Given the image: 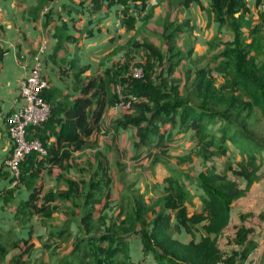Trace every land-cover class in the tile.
Here are the masks:
<instances>
[{
    "label": "trees",
    "instance_id": "trees-1",
    "mask_svg": "<svg viewBox=\"0 0 264 264\" xmlns=\"http://www.w3.org/2000/svg\"><path fill=\"white\" fill-rule=\"evenodd\" d=\"M52 1L35 0L36 5L28 12L35 23ZM128 1L143 0L90 3L95 14L104 7ZM167 3L162 47L148 40L140 43L137 34L124 54L123 67L114 68V64L102 72L89 73L91 66H80L77 57L64 59L67 63L62 64L60 74L66 78L73 74L69 86L76 96L71 99L74 95L63 94L58 88L43 93L52 105V116L41 127L32 128L30 138L40 140L48 156L28 157L20 177L28 195L18 206L19 216L29 220L39 217L49 234L46 242L43 236L33 241L32 227L25 239L0 229V264H135L130 258L129 240L136 234L141 236L144 254L154 255L157 264H243L260 245L249 241L254 229L244 225L237 227L230 242L231 247H237H229V253L221 249L219 239L230 224L232 205L264 179V0H256L257 16L248 0H210V20L226 28L232 41L222 43V38L215 36L207 45V54L196 61L194 26L188 19L170 22L169 18L174 8L185 9L200 0ZM72 11L80 12L76 7ZM67 29L66 21L55 28L54 37L59 38V43L51 57L58 64L62 62L57 58L62 40L78 42ZM4 55L0 46V64ZM204 60L206 65L197 66ZM132 66L143 70V79L124 78ZM118 84L123 88L121 96L115 92ZM130 96L137 100L131 111L108 128L103 127L108 109ZM59 97L61 102L56 101ZM121 129L134 132V143L129 164L116 162L125 192L114 209L110 165L104 163L102 152L91 157L86 152L99 147L98 140H91L93 137L100 139V135L112 130L118 134ZM49 133L57 140L51 145ZM185 141L195 146L179 161L194 162V167L199 162L197 173L173 165V145ZM76 152L81 155L75 159L72 156ZM217 158L224 161L225 170L222 162L220 167L215 165ZM70 162L76 167L77 179L64 175ZM49 164L59 167L62 174L59 188L46 192L42 177ZM129 165L134 171L155 174L162 167L167 172L166 186L156 202L149 204L147 194L136 190L140 173L134 183L124 181ZM1 178L12 183L8 171L1 170ZM18 188L2 190L0 203H14ZM196 199L201 205L200 213L191 212L196 209ZM254 217L248 213L240 219L245 222ZM257 218L264 222V211ZM181 230L192 235L189 244L174 239ZM37 243L49 252L46 258L40 260L34 255Z\"/></svg>",
    "mask_w": 264,
    "mask_h": 264
},
{
    "label": "crops",
    "instance_id": "crops-1",
    "mask_svg": "<svg viewBox=\"0 0 264 264\" xmlns=\"http://www.w3.org/2000/svg\"><path fill=\"white\" fill-rule=\"evenodd\" d=\"M90 1L91 0H53L48 6L45 7L41 18L35 23L28 13L29 10L36 5L35 0H0V46L5 50L3 61L0 64V171H7L4 164L6 158L10 155L12 150V143L7 132V119L21 105V102H23L22 100L17 102L18 99H21L20 83L27 73H29V69L33 65L32 58L34 54H36L40 46L45 43V41L48 43V52L42 56L43 73L52 86L50 90L53 88H58L63 94L74 95L71 98L73 99L76 95L74 94L73 89L69 86L72 81L73 74H71L68 78L62 77L60 74L61 66L63 67L62 64L67 63L65 60L70 61L71 59L77 57L80 62V66L90 65L91 68L94 69H91L89 73L102 72L106 69H111L114 64L119 65L123 63L125 60L124 54L126 53V50L129 48L131 41L136 37L131 36L132 27H129V25V29L127 27V24L132 21L134 15H137L140 17V19L143 18L142 22L137 24V28L146 25L158 38L164 36V21L166 19V10L168 8L167 0H143L137 2L128 1L127 4L120 3L114 5L111 8L105 9L104 7L100 12H95V14L92 13L93 9ZM184 1L185 0H173V2L176 4H181V2ZM83 2L84 8L81 7ZM248 2L253 11L254 9H257L256 0H248ZM73 7H76L78 10H80V12L74 13V11H72ZM209 7L210 0H200L199 4L194 3L188 8L185 7V9L174 8L171 17L169 18L170 22H173L177 19L179 22H183L188 19L190 20L191 25L194 26L192 37V40L194 41V61H196L197 57L207 54V45L215 36L225 37V35L228 33L226 28H221L218 23H212L208 14ZM139 11L141 14H139ZM48 16H50V19ZM107 16L109 17L107 20L101 21L103 17ZM63 21L68 22L67 33L76 36L75 38L78 39V42L71 43L70 41L62 40L63 48L57 55L58 59L62 58V62L61 64H58L54 62L51 55L54 53L53 50L55 46L59 43V38L54 37L56 34L55 28L56 26L61 25ZM45 25H47V28H44ZM147 33L149 34V32ZM200 33L206 37V39H201L202 42L200 41L199 37ZM162 45L156 46L162 47ZM115 52H117L116 55H114ZM112 55H114L115 58L113 57L111 60H109V57ZM103 60L106 63L105 65H101ZM204 61V65H206L207 60ZM94 63H99L98 68L94 67ZM190 67H192V63H190ZM68 69L69 66L66 67V70ZM56 101L61 102L62 97L57 98ZM106 114L107 116L109 115V109ZM107 116L106 124L105 120L103 119V127L106 128L113 125L117 120H119V118L123 116V114L112 118L109 120L110 122L107 121ZM59 130V126L55 125V131L59 132ZM123 130H130L132 133L131 129H121L119 130L118 134H116V131L112 130L109 134L100 135V139H98L97 136L93 137L91 140H98L99 147L93 151H90L89 153L87 151L86 153L88 156L91 157L98 151L102 152L104 155L103 149L101 148V140L110 138L111 141L113 139L118 144V139L121 136V132ZM48 135L51 134L49 133ZM56 141V136L51 135L49 144L51 145ZM118 147H120L119 144ZM120 149L121 150L119 154H121V158L117 157L119 161L118 164H129L133 150H128L129 148L127 147H120ZM124 154H128V156L125 157ZM80 155V152H76L73 153L72 157H75L76 159L80 157ZM107 162L110 165V161L104 160L105 164H107ZM116 165L117 163H115L114 168H112L110 165V170L114 177L112 190L115 187V184H119L123 188L119 182L117 171L115 169ZM70 166L71 167L69 168L68 172L65 171L64 175L77 179V171L74 172V168L76 167L72 162H70ZM130 167L133 169V166L129 165L124 172L128 177L131 174ZM173 168L175 167L173 166ZM156 173H162L164 177L167 176V172L164 171L162 167H158L155 174ZM61 174L62 171L59 167H52L50 164L45 167L42 179L46 186V192L53 190L54 188L56 189V187L60 185L58 178ZM137 175L138 174H136L133 179H136ZM164 185L166 186V184ZM5 188L12 189L11 183L7 184V180L1 178L0 192ZM147 188H149L148 185ZM164 188H158V191L156 192V195H158L156 198L157 200L163 194ZM18 190L20 195L23 194L22 200L21 198L18 199V203L20 204L22 201L26 200L28 191L26 187L22 185V183L20 184ZM148 190L151 192L152 188H149ZM24 191L27 192V195L25 196L23 193ZM124 192V189L120 190L118 193L120 198ZM149 198L151 200H149ZM253 198H255V204L258 206V208L254 209V205L251 206V208L246 206V204L250 202L251 199L253 200ZM156 199H153L150 195L147 199V202L150 204L152 202H156ZM0 205L1 213L2 209H5L7 206H3L2 203H0ZM200 211V204L196 206V209H191V212L200 213ZM263 211L264 190H261L259 185H254L248 196L236 201L232 205L230 224L224 230L219 239V245L221 249L229 253L232 249L237 247L235 245L234 247H231L230 242L234 239L238 226L244 225L254 229V235L252 234L250 236L249 241H255L258 243L260 242V245L243 264H264V223H261L257 218ZM248 213L254 214L255 217L242 222L240 216L242 214ZM249 220H253L257 224L252 225ZM36 223L43 231V234L47 235L43 238V242H46L49 229L44 228L40 224L39 217H36ZM0 229L6 230L1 224ZM32 230L34 236L35 229L33 228ZM258 233H261V237L258 235ZM26 237L27 236L20 238L25 239ZM174 239L180 241L183 244H189L193 240V237L185 230H181L174 234ZM196 240H200V235L198 233ZM39 244L40 243H37V246ZM129 244L131 250L130 258L133 263L157 264L154 255L150 254L146 256L144 254L143 242L141 240L140 234L133 235L129 240ZM229 247L231 250H229ZM237 250H239V247ZM239 263L240 261L236 262V264Z\"/></svg>",
    "mask_w": 264,
    "mask_h": 264
},
{
    "label": "rangeland",
    "instance_id": "rangeland-1",
    "mask_svg": "<svg viewBox=\"0 0 264 264\" xmlns=\"http://www.w3.org/2000/svg\"><path fill=\"white\" fill-rule=\"evenodd\" d=\"M254 15L257 16V9H254L253 11ZM136 14V13H135ZM139 14L140 11H139ZM109 17H103L101 19V21H105L107 20ZM143 18L140 19V17H138L137 15L133 16L132 21H130L129 23L131 24L130 27H132L131 29V36H137V34H139L138 38H139V42L143 43V41L145 42L146 40H148L151 44H154L155 46H161L162 43L164 44V39L162 40L161 38H158L157 36L154 35V33H152V31L148 28V26H141L137 28V24L139 22H142ZM113 22V21H112ZM147 30V31H146ZM149 32V34L147 33ZM200 41L202 42L203 38L206 39V37L203 36L202 33H200ZM264 37V34H263ZM222 38V43H224L226 40L228 41H232V39L229 37L228 33L225 35V37H220ZM202 39V40H201ZM198 47V45H197ZM117 52H115L114 55H116ZM112 55L109 57V60H111L113 57L115 58V56ZM211 58H209L210 60ZM115 60V59H113ZM203 62H200L199 65L197 64V66H201ZM106 63L104 62V60L102 61L101 65H105ZM110 64V63H109ZM123 63L119 64V68L121 69ZM98 64L94 63V67L98 68ZM117 66L115 65L114 68H116ZM133 66L131 68L128 69L126 75L124 76V78L126 80H129V78H132V70H133ZM191 68V67H190ZM93 69V68H92ZM110 69V68H109ZM94 70V69H93ZM119 70V69H118ZM121 84V83H119ZM106 116L105 115V124H106ZM262 129H264V122L261 123ZM115 136V135H114ZM134 133L132 131V133L130 132V130H123L121 132V136L118 139V144L121 148H129L128 150H133V143H134ZM187 140V139H186ZM117 142H115L113 139L112 141L110 140V138H106L104 140H101V148L103 149L104 152V156L106 157V161H110V165L112 168H114L115 163L117 162L118 158H121L120 155H118V152H120V147H118ZM174 146V151L172 152V158H173V165L176 166L178 169L184 170L186 172H194V170H196L195 173H197L200 170V164L199 162L196 164V167H194V162L193 163H181V161H179V158L186 156L187 154L191 153L192 150L194 149L195 144L193 142H182L180 144H175ZM131 148V149H130ZM92 150H88V153ZM237 151H235L236 153ZM262 156L264 157V153L262 154ZM128 161V160H127ZM221 162L222 165L224 167L225 170V165H224V161L221 159H215V165L216 166H221ZM115 169L117 171V175L119 173V170L117 168V165L115 166ZM114 169V171H115ZM133 169L130 167V176L129 177H125L124 181L127 184H132L135 182V179H133V177L139 174L138 177V181L135 184V188L136 190H141L142 192H145V194L147 195V199L148 197L151 195L153 199H156L158 197V195H156V192L158 191V188H164L165 187V183H164V176L162 173H156V174H151L150 172H141V171H132ZM222 171V169H220ZM73 171V170H72ZM76 171V168H74V172ZM261 174L264 177V166L262 167L261 170ZM147 185L149 186V188H152V191L149 192V190L147 191ZM59 187H57L58 189ZM259 188L261 190H264V179L263 181L260 183ZM123 190V188L119 185V184H115V187L112 190V195H113V200H112V204H113V208H117L119 206V203L121 201L120 195L118 194L120 192V190ZM24 196L27 195L26 191L23 192ZM16 201L14 203H11L9 205H7V207L5 209H3L0 213V224L3 225L5 227L6 230H12L14 232H16L20 237H25L28 236V233L30 231V228L33 227L35 229L34 232V236L33 238L36 239V237L38 236H43L46 237V234H43V231L41 230L40 227H38V224L36 223V217H32L30 220L28 218H24L23 216H19L18 214V199L23 197V194L20 195L19 192L16 195ZM149 200H151L149 198ZM157 200V199H156ZM262 201V200H261ZM256 200L255 198H253V200L251 199L250 202H248L246 204V206H248V208H251V206L254 205V209L258 208V206L255 204ZM196 206L198 204H200L198 202V200L196 199ZM251 222L252 225L257 224L255 221L253 220H249ZM261 223H264L260 220ZM39 228V229H38ZM254 235V234H253ZM258 235H260L261 237V233H258ZM264 237V235H263ZM27 238V237H26ZM33 240V241H37V240ZM49 252L45 251L40 244L36 247V250L34 252V255L36 257H38L40 260L44 257L46 258V256H48ZM54 262V260H53Z\"/></svg>",
    "mask_w": 264,
    "mask_h": 264
},
{
    "label": "built area",
    "instance_id": "built-area-1",
    "mask_svg": "<svg viewBox=\"0 0 264 264\" xmlns=\"http://www.w3.org/2000/svg\"><path fill=\"white\" fill-rule=\"evenodd\" d=\"M48 43L45 41L32 60L33 65L29 73L20 83V98L17 102L21 105L7 119V132L12 143L10 155L5 160V168L12 179L11 186L16 188L20 186V177L22 165L28 157L36 155L37 158L48 156V150L38 139H31L32 128H39L45 124L52 116V105L43 97L45 91H49L52 86L43 73L42 56L48 52ZM135 80L144 78V72L141 68H133L132 76ZM122 86L117 85L115 92L118 96L122 95ZM136 98L130 96L127 101H120L109 109L107 121L112 118L127 114L131 111L132 103ZM220 264H228L221 262Z\"/></svg>",
    "mask_w": 264,
    "mask_h": 264
},
{
    "label": "clouds",
    "instance_id": "clouds-1",
    "mask_svg": "<svg viewBox=\"0 0 264 264\" xmlns=\"http://www.w3.org/2000/svg\"><path fill=\"white\" fill-rule=\"evenodd\" d=\"M110 109V108H109Z\"/></svg>",
    "mask_w": 264,
    "mask_h": 264
}]
</instances>
